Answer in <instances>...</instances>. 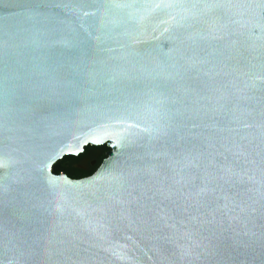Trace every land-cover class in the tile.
Returning <instances> with one entry per match:
<instances>
[{"label": "water", "instance_id": "95a60500", "mask_svg": "<svg viewBox=\"0 0 264 264\" xmlns=\"http://www.w3.org/2000/svg\"><path fill=\"white\" fill-rule=\"evenodd\" d=\"M0 264H264V0H0Z\"/></svg>", "mask_w": 264, "mask_h": 264}, {"label": "trees", "instance_id": "16d2710c", "mask_svg": "<svg viewBox=\"0 0 264 264\" xmlns=\"http://www.w3.org/2000/svg\"><path fill=\"white\" fill-rule=\"evenodd\" d=\"M99 150L103 152V156L97 159V165L92 167L91 164L88 166V170H80L76 168V166L81 162L84 157L90 156L93 157V152ZM109 149L106 146L95 148V147H88L84 154L79 156L78 158L75 157H66L62 161H60L54 168V173L60 175L62 173L68 175L70 178L79 180L83 178H87L92 176L97 169L103 163V160L106 158V152Z\"/></svg>", "mask_w": 264, "mask_h": 264}, {"label": "flooded vegetation", "instance_id": "af4514ba", "mask_svg": "<svg viewBox=\"0 0 264 264\" xmlns=\"http://www.w3.org/2000/svg\"><path fill=\"white\" fill-rule=\"evenodd\" d=\"M108 152L105 153L106 154V158H107V153ZM102 156H103V152L99 151V150H96V151L93 152V157H90V156L84 157L81 160V162L76 166V168H78L80 170H88V166L90 164H91L92 167H95L97 165V159L101 158Z\"/></svg>", "mask_w": 264, "mask_h": 264}]
</instances>
